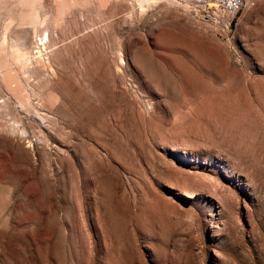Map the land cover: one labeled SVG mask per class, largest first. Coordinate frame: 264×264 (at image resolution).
Masks as SVG:
<instances>
[{
  "label": "rangeland",
  "instance_id": "obj_1",
  "mask_svg": "<svg viewBox=\"0 0 264 264\" xmlns=\"http://www.w3.org/2000/svg\"><path fill=\"white\" fill-rule=\"evenodd\" d=\"M0 264H264V0H0Z\"/></svg>",
  "mask_w": 264,
  "mask_h": 264
},
{
  "label": "built area",
  "instance_id": "obj_2",
  "mask_svg": "<svg viewBox=\"0 0 264 264\" xmlns=\"http://www.w3.org/2000/svg\"><path fill=\"white\" fill-rule=\"evenodd\" d=\"M213 2L229 16H233L244 6L246 0H213Z\"/></svg>",
  "mask_w": 264,
  "mask_h": 264
}]
</instances>
